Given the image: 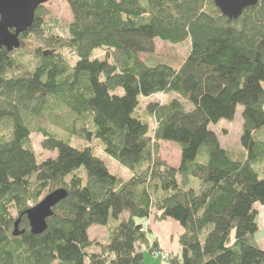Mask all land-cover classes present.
I'll use <instances>...</instances> for the list:
<instances>
[{"label":"trees","instance_id":"trees-1","mask_svg":"<svg viewBox=\"0 0 264 264\" xmlns=\"http://www.w3.org/2000/svg\"><path fill=\"white\" fill-rule=\"evenodd\" d=\"M66 2L71 24L40 7L20 49L0 50V264H143L162 253L144 219L182 228L170 264H264V0L238 20L214 0ZM158 40L191 43L178 68L156 55ZM160 94L176 97L140 114V99ZM238 106L241 153L210 129ZM33 134L57 156L40 160ZM159 142L178 145L179 168ZM57 190L67 198L33 235L26 211ZM101 224L108 238L92 253Z\"/></svg>","mask_w":264,"mask_h":264},{"label":"rangeland","instance_id":"rangeland-1","mask_svg":"<svg viewBox=\"0 0 264 264\" xmlns=\"http://www.w3.org/2000/svg\"><path fill=\"white\" fill-rule=\"evenodd\" d=\"M44 8L51 13V17L55 19H59L63 25H69L73 22L72 14L70 12L69 6L66 0H52L50 3L46 4ZM156 55L159 57L165 58V63L174 68H178L182 61L186 58L190 51L191 43L189 41L184 44L179 45H171L164 43L160 40L156 41ZM96 57L103 59L104 53L99 51L96 53ZM140 58L142 60H146L149 58L148 55H141ZM119 94H122L123 91L119 90ZM176 96L172 95H156L152 98L145 99L141 98V108L139 110L140 114H144L146 107L148 104L157 102L160 104H166L170 102ZM147 123L151 127V129L155 128V121L150 118H146ZM242 107L238 106L235 119L230 122L226 120H221L217 124H211L210 129L217 132L221 141V144L224 149L241 153L242 148L240 146V137L242 134ZM262 138L264 139V133L262 134ZM33 147L37 153V156L40 160H48L53 159L57 155L56 153L48 152L43 150L42 141L43 137L40 135L33 134L31 136ZM93 146L95 147V155L105 162L108 167L110 174L113 177H121L123 179H128L130 177V172L120 166L116 161L108 157L105 153L102 152L100 146L94 142ZM245 151H243L244 153ZM159 157L169 164L172 167L179 168L181 163V151L178 145L174 143L168 142H159ZM260 177L263 178L264 175L260 174ZM257 210L259 211L258 223L260 225V232L257 235V241L260 243L262 247H264V211L263 207L257 206ZM127 217V215H124ZM151 222V226L149 228V223ZM139 223L143 222L144 228L146 230H150L149 234L151 239H157L163 241L169 247V251H164L160 255L156 253H152L151 257L146 251V260L143 264H170L169 260L171 257L177 256V253L180 252L179 247V238L182 235L181 227L178 223L167 220L164 222H153V219L141 220ZM90 238L95 241L97 245L91 250L92 253L101 252V245L105 243L108 238V230L106 224H101L99 226H95L90 230ZM171 251V252H170ZM172 253V254H171ZM158 261H157V260Z\"/></svg>","mask_w":264,"mask_h":264},{"label":"water","instance_id":"water-1","mask_svg":"<svg viewBox=\"0 0 264 264\" xmlns=\"http://www.w3.org/2000/svg\"><path fill=\"white\" fill-rule=\"evenodd\" d=\"M52 0H0V50L13 52L21 47V35L27 33L34 22L35 13ZM262 0H214L222 15L230 20H238L243 12L255 7ZM67 198L65 190H57L47 195L38 205L26 211L31 233L42 235L47 230V220L53 210ZM20 220L15 224L13 236L19 237Z\"/></svg>","mask_w":264,"mask_h":264},{"label":"crops","instance_id":"crops-1","mask_svg":"<svg viewBox=\"0 0 264 264\" xmlns=\"http://www.w3.org/2000/svg\"><path fill=\"white\" fill-rule=\"evenodd\" d=\"M153 222H154V220H153ZM149 223V228H150V226H151V222L149 221L148 222ZM182 232H183V230H182V228L180 229ZM158 243H159V248H160V251H162V252H164V251H169L170 249H169V247L166 245V244H164V242L162 241L161 242V240H158ZM171 252V251H170ZM172 254V253H171ZM177 255H178V253H177ZM152 257V256H151ZM153 258V257H152ZM157 260V259H156ZM158 261V260H157Z\"/></svg>","mask_w":264,"mask_h":264}]
</instances>
